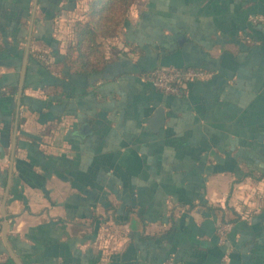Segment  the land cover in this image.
<instances>
[{"label": "crops", "instance_id": "obj_1", "mask_svg": "<svg viewBox=\"0 0 264 264\" xmlns=\"http://www.w3.org/2000/svg\"><path fill=\"white\" fill-rule=\"evenodd\" d=\"M32 1L0 0V203ZM88 1L37 0L0 264L4 223L21 264H264V0H134L85 75L64 58ZM158 66L210 75L176 97Z\"/></svg>", "mask_w": 264, "mask_h": 264}, {"label": "trees", "instance_id": "obj_2", "mask_svg": "<svg viewBox=\"0 0 264 264\" xmlns=\"http://www.w3.org/2000/svg\"><path fill=\"white\" fill-rule=\"evenodd\" d=\"M133 1H88L85 13L87 19L84 22L77 21L74 23L72 39L69 40L66 50L64 63L68 67L69 72L89 75L102 70L107 63L102 58V42L100 39L107 38L114 41L116 36H118L119 28L127 21L126 17ZM51 66L52 62L48 66L43 65L48 72H50L48 69Z\"/></svg>", "mask_w": 264, "mask_h": 264}, {"label": "built area", "instance_id": "obj_3", "mask_svg": "<svg viewBox=\"0 0 264 264\" xmlns=\"http://www.w3.org/2000/svg\"><path fill=\"white\" fill-rule=\"evenodd\" d=\"M247 19L253 25L264 23L263 14H252ZM34 57L44 66H48L50 63L49 55L44 52L37 51L34 53ZM209 75L210 72L196 67L158 66L146 76V80L163 94L183 97L186 94L187 84L195 80H202ZM219 230L220 232L223 231L224 227L219 228Z\"/></svg>", "mask_w": 264, "mask_h": 264}, {"label": "water", "instance_id": "obj_4", "mask_svg": "<svg viewBox=\"0 0 264 264\" xmlns=\"http://www.w3.org/2000/svg\"><path fill=\"white\" fill-rule=\"evenodd\" d=\"M36 5H37V0H33L32 1L31 14H30V20H29V27H28L25 46H24L23 56H22V60H21L20 72H19L17 93H16V98H15L14 128H13L11 144H10V158H9L10 162L8 165L7 180H6V184H5V188H4V193H3L2 200L0 203V211H1L2 215H4V213H5V204L7 201L8 191H9V187H10V183H11L12 162H13V157H14L15 143H16V130H17V123H18V116H19V108H20V104H21V96H22V91H23L24 81H25V75H26V69H27V62H28L30 41H31V32H32V25H33V21H34ZM258 27L262 28V27H264V25H262V26L260 25ZM163 122H164V111H163V108L160 107L156 110L154 117H152L149 120V125L154 130H157L159 128V126L162 125ZM2 238H3L4 244H5L8 252L10 253L12 259L14 260L15 264H21V262L18 260L17 256L14 254V252L12 251V249L10 248V246L6 240V223L3 224Z\"/></svg>", "mask_w": 264, "mask_h": 264}]
</instances>
